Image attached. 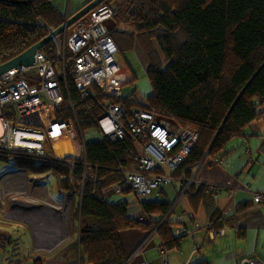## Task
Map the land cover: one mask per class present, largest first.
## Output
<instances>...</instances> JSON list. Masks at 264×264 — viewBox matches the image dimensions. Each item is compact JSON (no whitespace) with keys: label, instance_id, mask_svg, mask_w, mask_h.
Returning <instances> with one entry per match:
<instances>
[{"label":"trees","instance_id":"trees-1","mask_svg":"<svg viewBox=\"0 0 264 264\" xmlns=\"http://www.w3.org/2000/svg\"><path fill=\"white\" fill-rule=\"evenodd\" d=\"M103 4L109 5L106 0ZM82 6L72 9L69 5L67 9L72 13ZM111 7V20L118 27L109 25V30L120 52H132L137 42L149 60L146 77L151 93L142 106L159 118L199 131L195 147L178 169L179 173L185 169L190 176L216 134L212 156L224 154L233 138L244 134L260 116L259 108L264 105V0H117ZM67 9L60 11L56 0H0V64L62 25ZM52 47L50 42L44 49L52 52ZM71 88L83 129L91 130L94 118L107 112L104 99L93 97L82 103L73 83ZM117 100L130 103L133 99ZM133 141L129 132L115 142L90 136L86 172L83 156L72 164L54 153L0 149V158L12 154L18 169L50 171L59 178L71 202V215L75 213L78 219L79 240L71 249L79 248L81 264H128L123 230L152 232L157 228L168 251L178 247L186 234L177 235V221L168 217L160 225L169 211L160 200L140 199L143 222L129 217L128 201L108 199L125 184L122 169L135 165ZM200 190L204 192L203 187ZM131 192L128 186L122 191ZM211 216L210 228L219 230L215 221L222 215L215 212Z\"/></svg>","mask_w":264,"mask_h":264},{"label":"built area","instance_id":"built-area-1","mask_svg":"<svg viewBox=\"0 0 264 264\" xmlns=\"http://www.w3.org/2000/svg\"><path fill=\"white\" fill-rule=\"evenodd\" d=\"M112 15V7L100 3L53 36L52 52L44 49L46 44L37 51L33 64L0 74V149L54 153L57 158H68L72 164L83 156L86 172V145L90 136L115 142L129 132L134 136L135 165L123 168L122 172L125 185L141 197L176 178L174 173L189 157L199 131L159 118L132 101L117 100L121 89L131 81V74L126 62L117 59L120 49L107 23ZM71 16L68 8L66 20ZM71 83L82 103L87 104L93 97L104 99L107 112L94 118L91 130L83 129ZM71 139L76 142H65ZM56 142L64 148L63 155L55 153ZM179 177L183 182L182 194L188 193L192 184L200 187L193 169L190 176H186L184 169ZM65 195L67 200L66 191ZM254 197L256 202L264 201V192ZM182 232H188L187 228L183 227ZM166 251L162 243V252ZM238 264H264V261L256 256H243Z\"/></svg>","mask_w":264,"mask_h":264},{"label":"crops","instance_id":"crops-1","mask_svg":"<svg viewBox=\"0 0 264 264\" xmlns=\"http://www.w3.org/2000/svg\"><path fill=\"white\" fill-rule=\"evenodd\" d=\"M86 1L71 0L70 8L77 9ZM56 2L60 11H65L69 6L68 0ZM134 49L145 66L143 71L133 70L131 79H138L139 75L146 76L149 60L137 42ZM134 54L136 52L133 51L126 53L131 67L136 62ZM259 111V118L246 128L245 133L235 136L229 143V153L227 149L222 155L212 156L209 148L196 170L192 168L200 187L192 184L190 194H182L181 172L177 171L174 180L162 183L150 195L140 197L132 192H118L108 196L112 202L128 201L129 217L143 222L146 219L140 199L160 200L169 206L160 225L168 217L177 221V235L183 227L188 230L179 246L166 253L162 252L163 242L156 228L152 232L143 228L123 230L121 239L128 255V264H238L243 256H256L264 261V201L256 202L254 199L256 193L264 192V105ZM24 170L3 175L0 186V264H81L79 248L77 251L65 246L56 249L55 246H44L39 242L41 238L46 240L49 237L46 232L50 231L53 235L57 228L54 219L49 217L59 212L56 207L61 204L51 203L49 190L42 185L46 178L56 175L50 171ZM29 174L33 175L32 183L29 182ZM12 178L16 183L11 181ZM22 179L28 187L27 192L19 187ZM10 183L15 184L17 191L9 192L11 196L8 197L4 189ZM55 183L63 199L66 198L58 177ZM202 187L204 192L200 190ZM70 210L69 207V215ZM215 212L222 215L215 221L219 230L210 228L211 214ZM154 218L158 219V214ZM70 222L69 217L68 224ZM21 234L30 238L28 251ZM77 238L79 240V233Z\"/></svg>","mask_w":264,"mask_h":264},{"label":"rangeland","instance_id":"rangeland-1","mask_svg":"<svg viewBox=\"0 0 264 264\" xmlns=\"http://www.w3.org/2000/svg\"><path fill=\"white\" fill-rule=\"evenodd\" d=\"M106 3H108L109 5L111 6H114L115 4H117V0H106ZM108 25H112L113 27H118V25L113 22L111 19L107 22ZM119 26H123V24L121 23ZM136 52V62L134 63V66H130V64L126 63L129 70H130V74L132 75V72L133 70L135 71H143L145 66L141 59V57H139V54L138 52L136 51V49L133 50V53ZM126 53H122V52H119L117 54V59L118 60H122L124 62H126ZM137 56L139 57L138 60H137ZM146 65V64H145ZM141 68V69H140ZM142 74V73H140ZM140 77L135 81V82H130L128 83L127 85H125L122 89H121V93H120V97H124V98H130L131 100L133 99L137 104H145L146 101H147V96H149V94L151 93V84H150V81L149 79L146 77V76H143V75H139ZM132 100V102H134ZM80 114V113H79ZM65 141V140H64ZM67 142L68 144H74L76 142L75 139H71L69 141H65ZM55 144V153H59L60 155H63V152H65L64 148L63 147H58V142L54 143ZM195 147V146H194ZM8 158L7 159H1L0 158V186L2 185V180L4 179L3 178V175H6L7 173H11L15 170H18V164L15 163L16 162V159L14 157V155L12 154H8ZM198 166V165H197ZM197 166H194V170H196V167ZM25 171V170H24ZM33 175L30 176L29 174V182L32 183L31 181H33ZM57 178V176H55ZM55 177H50V178H46V182L45 183H42V185H45L46 188H48L49 190V195H50V201L52 203V201L55 203V204H61V205H57L56 207V210L59 211L60 213L62 214H65V209L67 210V219H69L68 217V211H69V205L67 203V200L64 198L63 199V196L60 194L59 192V188L57 186L56 188V183H55V180L56 178ZM6 180H11V179H6ZM14 183H16V180L12 178V180ZM40 185V186H42ZM19 187L21 190L27 192L28 191V187L27 185L25 184V181L22 179L19 183ZM125 187H127V185L124 184L123 188H121V190L119 189V192H122ZM19 189V190H20ZM4 190H6V194L8 197L11 196V192H13L14 190L17 191V188L15 186V184L13 183H10ZM10 192V193H9ZM190 190L188 191V194H190ZM9 194V195H8ZM155 196V194H154ZM53 208H55V205L52 204ZM71 212V210H70ZM55 214V213H53ZM72 217V222H70L69 224H67V230L66 232H64V234H60L58 231L57 233L53 234L52 235V232L49 231L46 232V235L49 234V237L47 236L46 240L44 238H41L39 240L40 244L44 245V246H47V245H51V246H55L56 249H60V247H72L74 246V244L78 241V233H79V227H78V219L77 217H75V213H72L71 215ZM72 223V225H71ZM72 227V230H71V227ZM71 231H72V235H71ZM40 235V234H39ZM22 236V242H23V245L25 247H27V251L30 249V238L27 236V235H23L21 234ZM41 237L43 235H40ZM84 264H90L89 262H84Z\"/></svg>","mask_w":264,"mask_h":264},{"label":"water","instance_id":"water-1","mask_svg":"<svg viewBox=\"0 0 264 264\" xmlns=\"http://www.w3.org/2000/svg\"><path fill=\"white\" fill-rule=\"evenodd\" d=\"M105 0H90L86 4H84L81 8L76 10L75 12L71 13V17L66 20L62 25H60L58 28L53 30L51 33L43 37L41 40L36 42L34 45L26 49L21 54L17 55L16 57L0 64V74L6 71L11 70L12 68L21 66V65H31L35 62L36 53L39 49L43 48L46 44H48L53 36L58 35L59 33L63 32L68 26L74 24L77 20H79L82 16L90 12L92 9H94L96 6H98L100 3L104 2ZM71 5L70 1L68 3ZM217 134L215 135L212 143L214 142ZM212 145V144H211ZM211 145L209 148H211ZM210 151V149H209ZM69 207L71 208V202L67 201ZM69 215V212H68Z\"/></svg>","mask_w":264,"mask_h":264},{"label":"bare ground","instance_id":"bare-ground-1","mask_svg":"<svg viewBox=\"0 0 264 264\" xmlns=\"http://www.w3.org/2000/svg\"><path fill=\"white\" fill-rule=\"evenodd\" d=\"M49 219H54L55 224L57 225L56 230H54V233H57V231L60 234H64L67 230V224H68V219H67V210L65 209V214H62L60 212H57L56 214H52Z\"/></svg>","mask_w":264,"mask_h":264},{"label":"clouds","instance_id":"clouds-1","mask_svg":"<svg viewBox=\"0 0 264 264\" xmlns=\"http://www.w3.org/2000/svg\"><path fill=\"white\" fill-rule=\"evenodd\" d=\"M132 80V79H131Z\"/></svg>","mask_w":264,"mask_h":264}]
</instances>
